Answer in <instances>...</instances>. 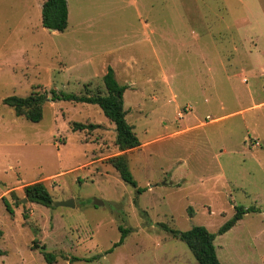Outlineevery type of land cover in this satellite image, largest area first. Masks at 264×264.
<instances>
[{
    "label": "rangeland",
    "instance_id": "obj_1",
    "mask_svg": "<svg viewBox=\"0 0 264 264\" xmlns=\"http://www.w3.org/2000/svg\"><path fill=\"white\" fill-rule=\"evenodd\" d=\"M44 1L0 0V264H46L43 248L54 264H198L162 225L205 227L220 264H264V0H66L63 33L42 27ZM108 67L140 194L107 162L121 153L102 111L51 101L106 95ZM34 93L39 123L2 105ZM37 182L74 207L22 203ZM235 206L257 212L217 235Z\"/></svg>",
    "mask_w": 264,
    "mask_h": 264
},
{
    "label": "trees",
    "instance_id": "obj_2",
    "mask_svg": "<svg viewBox=\"0 0 264 264\" xmlns=\"http://www.w3.org/2000/svg\"><path fill=\"white\" fill-rule=\"evenodd\" d=\"M41 25L44 29L63 33L68 27V9L66 0H45L41 8ZM106 95L89 96L75 95L67 93L52 92V102H67L74 104H88L97 106L105 116V118L114 125L115 130V146L121 153L118 156L108 159V164L117 172L119 178L131 187L137 189L128 167V161L125 152L136 149L140 146V142L134 132L133 126L127 123V112L123 109V94L127 90V86H121L115 79L114 71L108 67L102 78ZM46 102V97L41 94H31L28 97L21 98L11 96L2 101V105L13 110L17 118H24L30 123H39L42 120V106ZM73 132L76 131H92L98 128L96 125L88 124H71ZM23 195L27 202L45 208H53V200L46 187L41 182L27 185L23 188ZM140 194L141 189H137ZM11 196H14L11 193ZM2 202L6 210L13 214V210L6 198H2ZM257 212L254 208L245 209L240 206L234 207V215L217 231V235H223L230 231L243 216L249 213ZM165 232L169 233L173 238L183 242L191 252L198 264H220L214 249L215 234H212L202 226H193L191 229L180 232L169 229L162 225ZM122 237L119 243L114 245L118 247L123 243L128 231L120 229ZM3 252L0 251V256ZM42 256L46 264H54L55 256L42 249ZM77 260V259H75Z\"/></svg>",
    "mask_w": 264,
    "mask_h": 264
},
{
    "label": "water",
    "instance_id": "obj_3",
    "mask_svg": "<svg viewBox=\"0 0 264 264\" xmlns=\"http://www.w3.org/2000/svg\"><path fill=\"white\" fill-rule=\"evenodd\" d=\"M26 198H24L21 202L24 203L26 202ZM95 206H102L103 203L101 201H95L94 202ZM53 207H65V208H73L74 207V202L73 200H69V201H64V202H58V203H53Z\"/></svg>",
    "mask_w": 264,
    "mask_h": 264
},
{
    "label": "crops",
    "instance_id": "obj_4",
    "mask_svg": "<svg viewBox=\"0 0 264 264\" xmlns=\"http://www.w3.org/2000/svg\"><path fill=\"white\" fill-rule=\"evenodd\" d=\"M107 70V69H106ZM106 70H105V73H106ZM105 73L103 74V76L105 75ZM103 78V77H102Z\"/></svg>",
    "mask_w": 264,
    "mask_h": 264
}]
</instances>
